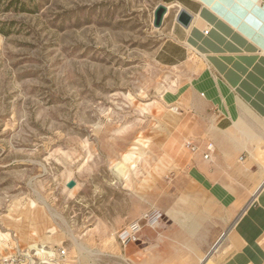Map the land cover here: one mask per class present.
I'll list each match as a JSON object with an SVG mask.
<instances>
[{"label":"rangeland","instance_id":"374dc122","mask_svg":"<svg viewBox=\"0 0 264 264\" xmlns=\"http://www.w3.org/2000/svg\"><path fill=\"white\" fill-rule=\"evenodd\" d=\"M181 8L204 7L0 0V264H112L125 199L169 166L161 148L177 113L163 96L194 77L166 60ZM126 156L136 168L122 177Z\"/></svg>","mask_w":264,"mask_h":264},{"label":"crops","instance_id":"0c3cea01","mask_svg":"<svg viewBox=\"0 0 264 264\" xmlns=\"http://www.w3.org/2000/svg\"><path fill=\"white\" fill-rule=\"evenodd\" d=\"M198 1L191 27L177 24L165 45L166 60L194 75L163 96L178 109L161 148L166 175L128 194L117 223L150 208L165 221L112 264H264V0Z\"/></svg>","mask_w":264,"mask_h":264},{"label":"built area","instance_id":"2783aa9c","mask_svg":"<svg viewBox=\"0 0 264 264\" xmlns=\"http://www.w3.org/2000/svg\"><path fill=\"white\" fill-rule=\"evenodd\" d=\"M208 31H205V34H208ZM177 111V108H174ZM184 148L189 150L192 153H197L199 148L195 146L192 142H185ZM208 153L213 151V145L209 144L206 148ZM209 155H205L204 158L208 159ZM244 157L240 158L243 161ZM165 221V214L156 208H150L144 212L139 218L133 220L123 226L116 236V240L120 247L125 250L130 244L135 243L139 240L140 235L145 229L157 230ZM60 257L64 258L66 256V250L60 251Z\"/></svg>","mask_w":264,"mask_h":264},{"label":"water","instance_id":"95a60500","mask_svg":"<svg viewBox=\"0 0 264 264\" xmlns=\"http://www.w3.org/2000/svg\"><path fill=\"white\" fill-rule=\"evenodd\" d=\"M168 8L164 5H159L154 14V27L161 28L163 26ZM194 20V15L188 10L181 8L175 18L176 23L181 26L183 29L188 30ZM76 186V182L71 181L67 184L69 189H73Z\"/></svg>","mask_w":264,"mask_h":264},{"label":"bare ground","instance_id":"6f19581e","mask_svg":"<svg viewBox=\"0 0 264 264\" xmlns=\"http://www.w3.org/2000/svg\"><path fill=\"white\" fill-rule=\"evenodd\" d=\"M201 1H203L207 5H211L212 2L216 1V0H213V1L212 0H201ZM132 158H133L132 156H126L122 162H120V163H118L116 165V167H115L116 168V172L120 176L127 177V176H129L130 170H133V169L136 168V165H134L133 163L128 166V163H130ZM159 168H160L159 169L160 173H163L165 171L166 166H165V164H161ZM53 230H55V229H53ZM34 249H36V246H34ZM37 249H38L39 253L53 255L52 253L46 251L44 248H40L39 247Z\"/></svg>","mask_w":264,"mask_h":264},{"label":"trees","instance_id":"16d2710c","mask_svg":"<svg viewBox=\"0 0 264 264\" xmlns=\"http://www.w3.org/2000/svg\"><path fill=\"white\" fill-rule=\"evenodd\" d=\"M4 33V32H3Z\"/></svg>","mask_w":264,"mask_h":264}]
</instances>
